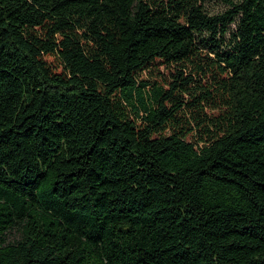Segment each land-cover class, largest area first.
Here are the masks:
<instances>
[{
	"label": "trees",
	"instance_id": "1",
	"mask_svg": "<svg viewBox=\"0 0 264 264\" xmlns=\"http://www.w3.org/2000/svg\"><path fill=\"white\" fill-rule=\"evenodd\" d=\"M204 3L0 0V264H264V0Z\"/></svg>",
	"mask_w": 264,
	"mask_h": 264
},
{
	"label": "rangeland",
	"instance_id": "2",
	"mask_svg": "<svg viewBox=\"0 0 264 264\" xmlns=\"http://www.w3.org/2000/svg\"><path fill=\"white\" fill-rule=\"evenodd\" d=\"M228 1L238 2L239 0H205L204 7L212 15L220 14L228 8ZM231 29H234V25Z\"/></svg>",
	"mask_w": 264,
	"mask_h": 264
}]
</instances>
